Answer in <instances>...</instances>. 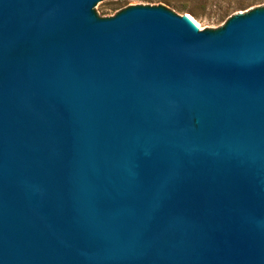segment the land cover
Listing matches in <instances>:
<instances>
[{"label": "water", "instance_id": "water-1", "mask_svg": "<svg viewBox=\"0 0 264 264\" xmlns=\"http://www.w3.org/2000/svg\"><path fill=\"white\" fill-rule=\"evenodd\" d=\"M114 1L0 0V264H264V10Z\"/></svg>", "mask_w": 264, "mask_h": 264}, {"label": "rangeland", "instance_id": "rangeland-1", "mask_svg": "<svg viewBox=\"0 0 264 264\" xmlns=\"http://www.w3.org/2000/svg\"><path fill=\"white\" fill-rule=\"evenodd\" d=\"M131 7H154L174 15H189L199 31L216 33L234 18L264 10V0H115L96 11L99 20L112 18Z\"/></svg>", "mask_w": 264, "mask_h": 264}, {"label": "bare ground", "instance_id": "bare-ground-1", "mask_svg": "<svg viewBox=\"0 0 264 264\" xmlns=\"http://www.w3.org/2000/svg\"><path fill=\"white\" fill-rule=\"evenodd\" d=\"M185 18L190 22V24L195 28L198 29L199 28V24L189 15H185Z\"/></svg>", "mask_w": 264, "mask_h": 264}]
</instances>
